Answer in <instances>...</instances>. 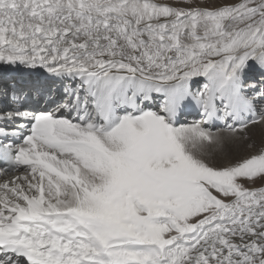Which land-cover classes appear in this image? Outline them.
Wrapping results in <instances>:
<instances>
[{"label":"snow or ice","instance_id":"6c2138e0","mask_svg":"<svg viewBox=\"0 0 264 264\" xmlns=\"http://www.w3.org/2000/svg\"><path fill=\"white\" fill-rule=\"evenodd\" d=\"M254 126L264 0H0V264H264Z\"/></svg>","mask_w":264,"mask_h":264},{"label":"rangeland","instance_id":"374dc122","mask_svg":"<svg viewBox=\"0 0 264 264\" xmlns=\"http://www.w3.org/2000/svg\"><path fill=\"white\" fill-rule=\"evenodd\" d=\"M194 118H198V116ZM262 147H264V127L260 126L259 130H254L253 133L248 134V139L229 147L228 159H240L260 150ZM228 159L218 157L215 163H217V165H223L228 162Z\"/></svg>","mask_w":264,"mask_h":264},{"label":"bare ground","instance_id":"6f19581e","mask_svg":"<svg viewBox=\"0 0 264 264\" xmlns=\"http://www.w3.org/2000/svg\"><path fill=\"white\" fill-rule=\"evenodd\" d=\"M250 75H251L252 77H254V79H256V80H259V79H260V76L258 75V72H257V73H251ZM192 119H194V115H189V116H187V120H188V121H191ZM197 119H198V118H197ZM259 128H260V126H254V127H251V128L249 129L247 135L253 133L254 130H256V131L259 130ZM214 130H216V129H214Z\"/></svg>","mask_w":264,"mask_h":264}]
</instances>
